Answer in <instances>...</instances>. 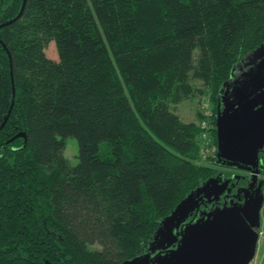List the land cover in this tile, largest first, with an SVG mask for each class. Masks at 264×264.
Listing matches in <instances>:
<instances>
[{
    "label": "trees",
    "instance_id": "obj_1",
    "mask_svg": "<svg viewBox=\"0 0 264 264\" xmlns=\"http://www.w3.org/2000/svg\"><path fill=\"white\" fill-rule=\"evenodd\" d=\"M21 3L0 0L13 76L12 86L0 45V123L14 87L0 128V264H122L217 176L216 151L202 161L201 125L170 103L205 89L215 99L264 43V0H26L16 16ZM228 177L227 193L251 181Z\"/></svg>",
    "mask_w": 264,
    "mask_h": 264
},
{
    "label": "rangeland",
    "instance_id": "obj_2",
    "mask_svg": "<svg viewBox=\"0 0 264 264\" xmlns=\"http://www.w3.org/2000/svg\"><path fill=\"white\" fill-rule=\"evenodd\" d=\"M45 52L57 59L54 40L48 42ZM190 82L196 87L202 85L200 79L191 77ZM209 96L206 89L193 91L182 100L171 102L170 106L182 120L199 124L204 111L209 112L205 129L208 131L212 119L217 134L215 143L212 141L209 145L208 154L216 151L217 176L183 198L161 220L155 235L140 253L122 264H150L148 260L156 251L176 242L177 247L168 253L171 260L159 254L155 260L162 259V264H246L248 260V264H264V243L253 255L257 233L254 227L255 234L251 231L249 224L255 217V206L262 199L258 217L264 226V185L255 190L254 183L250 190H237L238 199L229 196L227 204L220 203L229 186L228 173H243L241 167H254L258 153L264 154L261 151L264 148V43L235 65L214 100ZM212 106L215 114H212ZM100 150L101 154L105 153L103 142ZM77 154L76 138L65 136L63 155L69 164L77 163ZM228 191L231 193L230 189ZM98 246L92 244V247Z\"/></svg>",
    "mask_w": 264,
    "mask_h": 264
},
{
    "label": "flooded vegetation",
    "instance_id": "obj_3",
    "mask_svg": "<svg viewBox=\"0 0 264 264\" xmlns=\"http://www.w3.org/2000/svg\"><path fill=\"white\" fill-rule=\"evenodd\" d=\"M3 22H5V21H2V22H0V24L1 23H3ZM4 25V24H3ZM0 40H2L1 38H0ZM3 42V41H2ZM0 45H2L1 44V42H0ZM2 47H4L3 45H2ZM263 153H264V148L261 150ZM264 159L263 158H261V159H259V162H258V160H257V162L255 163V165H256V167L258 166V164L260 163L261 164V166H264ZM242 168H244V169H242V171H244L243 173H241V174H244L246 171H247V174L248 175H250L251 174V170H247V169H245V167H242ZM258 168V167H257ZM250 173V174H249ZM240 174H235V176H239ZM256 182H255V185L257 184V179L258 178H261L262 177V175L263 174H261V171L260 172H258V169H257V173H256ZM251 182V181H250ZM255 187V190H256V186H254ZM244 189V188H243ZM231 192V191H230ZM232 198V199H236L238 196H239V193H235V192H232V193H225L223 196H222V198L223 199H225V201H223V203L224 204H227L228 203V199L230 198V197ZM238 199V198H237ZM220 203L222 204V205H224L221 201H220ZM188 220H190V218L188 219ZM189 222V221H188ZM176 242V241H175ZM177 245H178V242H176L175 244H173L172 243V245H168L167 247H165V248H161V249H159L158 251H156L150 258H149V263L150 264H162V259H158V260H155V258L157 257V254H159L162 258H165V259H172V257L171 256H169L168 255V253H169V251H172V250H174V247H177Z\"/></svg>",
    "mask_w": 264,
    "mask_h": 264
},
{
    "label": "built area",
    "instance_id": "obj_4",
    "mask_svg": "<svg viewBox=\"0 0 264 264\" xmlns=\"http://www.w3.org/2000/svg\"><path fill=\"white\" fill-rule=\"evenodd\" d=\"M208 121H209V112L204 111L203 117L200 121V125H201V133H200L201 151H200V154L202 157V161L204 160V157L210 151L209 145H211V143H212V139L209 136L207 129H205L207 127ZM212 150H214V148H212ZM209 154H211V153H209ZM256 233H257V237L259 240H264V227H257Z\"/></svg>",
    "mask_w": 264,
    "mask_h": 264
},
{
    "label": "water",
    "instance_id": "obj_5",
    "mask_svg": "<svg viewBox=\"0 0 264 264\" xmlns=\"http://www.w3.org/2000/svg\"><path fill=\"white\" fill-rule=\"evenodd\" d=\"M25 1H26V0H22V3H21V6H20V9H19V12L17 13L16 16H18V15L21 14L22 9H23L24 4H25ZM16 16H15V17H16ZM15 17H14V18H15ZM11 20H12V19H9V20H7V21L1 23V24H0V27H1L3 24H6V23L10 22ZM0 42H1V44L4 46V48L6 49L7 54H8V57H9V62H10V77H11V82H12V86H13V76H12V68H11V58H10V53H9V51L7 50L5 44L2 42V40H0ZM12 96L14 97V87H13V95H12ZM13 97H12V100H11V103H10V106H9V109H8V111H7V114L5 115L4 119H3L2 122L0 123V128H2V126L4 125L5 121L7 120L8 116H9V114H10V111H11V109H12V105H13V101H14ZM246 168H247L248 170H251V182L249 183L248 187L246 188V189H249V188H251V187L254 185V183L256 182L257 167H256V165H255L254 167H252V166H247ZM256 189H257V190L260 189V183H257V184H256ZM239 190H240V189H239ZM239 190H238V191H239Z\"/></svg>",
    "mask_w": 264,
    "mask_h": 264
},
{
    "label": "crops",
    "instance_id": "obj_6",
    "mask_svg": "<svg viewBox=\"0 0 264 264\" xmlns=\"http://www.w3.org/2000/svg\"><path fill=\"white\" fill-rule=\"evenodd\" d=\"M257 176V175H256ZM246 190V189H245ZM247 190H250V188L249 189H247ZM245 205H246V203H245ZM263 205V201H262V199L259 201V203H257V207L255 206V217L253 218V219H250L249 220V224L251 225V231L253 232V227L256 229L257 227H264V226H261V224H260V220H259V217H258V215H259V210H260V208H261V206ZM247 210V209H246ZM248 222V221H247ZM248 227V226H247ZM254 233V232H253ZM255 234V233H254ZM256 236V235H255ZM249 238H250V234H249ZM261 242V243H260ZM264 243V240H259L258 239V237L256 236L255 237V239H254V242H253V251H252V253H253V255H254V253L258 250V248H259V246H261V244H263ZM264 249V248H263ZM253 255H252V257H253ZM249 263V260L247 261V263L246 264H248Z\"/></svg>",
    "mask_w": 264,
    "mask_h": 264
}]
</instances>
